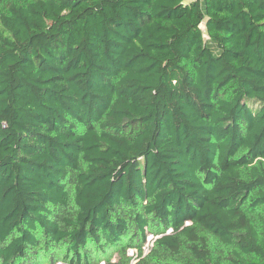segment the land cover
I'll use <instances>...</instances> for the list:
<instances>
[{
  "label": "trees",
  "instance_id": "obj_1",
  "mask_svg": "<svg viewBox=\"0 0 264 264\" xmlns=\"http://www.w3.org/2000/svg\"><path fill=\"white\" fill-rule=\"evenodd\" d=\"M101 261L264 264V0H0V264Z\"/></svg>",
  "mask_w": 264,
  "mask_h": 264
},
{
  "label": "built area",
  "instance_id": "obj_2",
  "mask_svg": "<svg viewBox=\"0 0 264 264\" xmlns=\"http://www.w3.org/2000/svg\"><path fill=\"white\" fill-rule=\"evenodd\" d=\"M171 230V228L167 229V232H169ZM161 234H154L152 232H148L146 233V238L145 241L143 242V244L141 245V250L142 253L145 254L149 251V249L151 248L154 240L159 237ZM126 253L132 258L131 262H135L137 260V256H138V250L136 247H128L126 250ZM100 264H104L103 262H101Z\"/></svg>",
  "mask_w": 264,
  "mask_h": 264
},
{
  "label": "rangeland",
  "instance_id": "obj_3",
  "mask_svg": "<svg viewBox=\"0 0 264 264\" xmlns=\"http://www.w3.org/2000/svg\"><path fill=\"white\" fill-rule=\"evenodd\" d=\"M202 26H203V25H202ZM145 238H146V236H145ZM111 257H112V258H115V254L112 253V254H111ZM101 262H103V261H101ZM101 262H99V263H97V264H100Z\"/></svg>",
  "mask_w": 264,
  "mask_h": 264
}]
</instances>
